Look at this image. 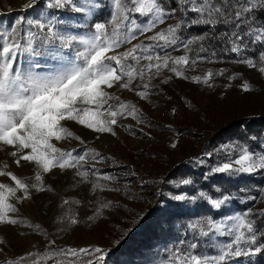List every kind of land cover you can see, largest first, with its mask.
I'll return each mask as SVG.
<instances>
[{
  "label": "snow or ice",
  "instance_id": "snow-or-ice-1",
  "mask_svg": "<svg viewBox=\"0 0 264 264\" xmlns=\"http://www.w3.org/2000/svg\"><path fill=\"white\" fill-rule=\"evenodd\" d=\"M36 2L30 0L27 7H34ZM111 5L107 21L93 23L90 32L83 36L61 32L55 17L44 18L43 21L20 17L17 24L26 20L29 26L26 32L13 26L10 31L0 34V150L12 148L9 155L14 158L13 163L17 167L30 164L37 169L36 182L32 184L0 169V177L7 176L15 184V187H9L0 183V225L22 223L9 216L10 212H18L15 205L8 203L9 195L17 203H23L32 198V190L51 191L45 188L42 174L55 168L62 171L74 169L80 182L93 183L94 193L97 189L119 191L99 183L100 180L111 181L114 177L101 175L94 163L92 168L86 167L89 162L105 158L95 148H86L82 154L77 152L74 155V149L65 150L53 143L71 140L85 143L64 124L65 121L75 122L95 132L97 139L102 134L117 137L116 128L122 119L131 118L138 124L146 123L143 112L136 104L122 101L110 89L127 90L140 100L152 103L153 94L160 95L162 92L154 81L167 85L179 79L212 86L209 82L214 75L223 76L224 69L217 73L209 69L202 76L185 74L186 70L195 71L198 64L218 62L216 50L206 44L211 40L222 41L226 52L236 54L237 59L232 63L243 64L250 69L258 68L264 73V16L257 15L264 13V0H111ZM47 7L91 16L92 10L99 9L101 4L94 0H49ZM169 19H176L177 22L156 31ZM221 25L225 30L218 31ZM193 26L206 30L201 35L182 38V32ZM149 32L153 34L147 36ZM141 36L151 43L144 40L132 43ZM253 45L259 48L258 59L242 55ZM177 51L184 54L174 56L172 53ZM21 57H26V66L20 64ZM236 78L233 75L229 80ZM242 90H252L247 81L243 83ZM168 99L171 100V97ZM191 106L189 102L188 107ZM176 114L177 110L173 108L172 115ZM170 146L175 149L177 143L173 142ZM226 150V161L213 168L212 173L230 177L257 172L264 174V153H254L243 145L239 148L228 145ZM233 151L237 153L236 158L232 157ZM204 155L210 157L212 154ZM196 162L203 164L205 161L196 158ZM7 167L5 164L4 168ZM90 176L95 177V181H90ZM183 183L190 184L191 181ZM18 191L22 195L17 196ZM200 196L214 209H220L230 199L228 195L212 199L203 192ZM173 199L183 201L186 197L178 195ZM68 203L64 201V204ZM109 207L108 203L100 204L89 220L102 216V209ZM252 215L248 212L228 216L222 223L207 219L202 226L192 225L191 231L198 232L201 237L228 236L230 242L216 245L218 254L212 256L194 254L192 250L197 244L191 243L188 249L171 251L165 264H230L235 258L261 254L264 252V241L260 237H264V231L255 227ZM260 215H264V210ZM68 221L73 226L80 222L75 216L69 217ZM28 227L40 228L32 224ZM44 235L47 238V234ZM0 243L4 241L0 240ZM55 243V240H49L51 250L43 255L28 253L18 260H9L7 264H21L32 256L38 258L31 264H40L41 260H52L53 264H78L77 260L66 261L63 258L82 256L90 257L84 264H105L108 255V251L101 247L56 249L52 247ZM0 251L3 249L0 248Z\"/></svg>",
  "mask_w": 264,
  "mask_h": 264
},
{
  "label": "rangeland",
  "instance_id": "rangeland-1",
  "mask_svg": "<svg viewBox=\"0 0 264 264\" xmlns=\"http://www.w3.org/2000/svg\"><path fill=\"white\" fill-rule=\"evenodd\" d=\"M29 2L30 0H0V34L10 31L13 26L24 29L26 32L29 27L26 20L23 24H17L20 17L41 21L44 18L55 17L58 21L57 27L61 32L83 36L90 32L93 23L107 21L108 14L112 11L111 0H94L100 3L101 7L93 9L91 16L67 9H50L47 7L49 0H37L34 7H27ZM176 22V19H169L156 31ZM152 34L149 32L146 35L151 36ZM182 38L190 37L182 36ZM142 40L151 43V41H146L145 36H141L132 43L138 44ZM172 54L180 56L184 52L177 51ZM20 64L26 66V57L20 58ZM209 69L213 73L221 69L225 70L223 76L214 75L209 82L212 86L197 85L179 79H174L167 85L154 81L153 83L157 84L162 92L160 95L153 94L152 103L140 100L134 93L127 90L110 89L109 91L119 95L122 101L136 104L143 112V119L146 122L138 124L131 118L122 119L116 128L117 137L102 134L97 139L95 132L75 122L65 121L64 124L79 135L85 143L81 144L76 140L53 141V143L65 150L74 149V155L77 152L82 154L86 148H95L105 158H98L99 162H89L86 167L92 168L94 163L95 169L99 170L101 175L114 177L111 181L100 180L99 183L107 185L108 188L119 189V191L97 189L94 193L93 183L80 182V177L74 174V169L62 171L55 168L50 173L42 174L45 188L51 191L32 190V198L23 203H17L11 195L8 197V203L15 205L18 209L16 213L10 212L9 216L22 223L16 226L0 225V240L4 241L0 243V248L3 249L0 251V264H7L9 260H18L28 253L43 255L51 250L48 247L49 240H55L56 243L52 247L56 249L101 247L108 251L105 264H165L171 251L177 248L183 251L188 249L191 243L197 244L196 249L192 250L194 254L212 256L218 254L216 245L230 242L231 238L228 236L201 237L198 232L191 231L192 225L202 226L207 219L222 223L228 216L248 212L253 214L252 219L258 218L264 223V215H260L261 210H264V184L242 187L238 190L218 187L215 192L202 188L189 178L165 181L169 187L166 190H160L159 187L150 188L148 184L150 180H159L158 176L168 177V174L175 168L186 164L201 171L206 170L211 175L222 176L233 181L264 180V174L260 172L230 177L211 171L226 161L228 157L226 146L228 145H234L236 148L243 145L254 153H264V145L259 149L252 148L240 139L233 138L210 152L212 155L209 157L204 155L207 138L198 134L195 137L187 136L174 130L182 118L201 128L207 124L208 118L217 119L223 113H227L228 109L223 104L224 102L220 104L219 101H226L227 105L233 106L246 101L255 104L261 100L264 106V73H261L258 68L250 69L246 65L232 63V61H218L198 64L195 71L186 70L185 74L202 76ZM166 74L170 75V73ZM233 75L237 78L229 80V77ZM245 81L251 86L252 90L249 92L242 90ZM168 97H171V100ZM189 102L192 104L191 107H188ZM173 108L177 110L176 115H172ZM173 142L177 143L175 149L170 146ZM11 151L13 149L10 147L0 150V169L16 174L26 183H35L37 169L30 164L17 167L13 163L14 158L9 155ZM236 156L237 153L233 151L232 157L236 158ZM196 158H202L205 162L198 164ZM5 164L8 165L7 168H4ZM89 179L95 181L93 176ZM185 180H190L191 183L184 184ZM0 183L15 187L14 182L7 176L0 177ZM201 192L212 199H219L224 195L230 196V199L220 209H214L206 199L200 196ZM16 195L19 196L22 193L18 191ZM178 195H183L186 199L183 201L173 199ZM251 197H256V199L252 200ZM164 199L178 205L183 212H200L187 219L184 226L180 222L174 223L170 236L154 241L151 248L135 250L136 246H134L130 254L126 253L117 259V253L121 252L117 247V242L125 241L122 250H126L133 241L139 239L143 230L140 221L150 209L157 211L166 207ZM65 200L69 203L64 204ZM102 203H108L110 207L102 209L103 215L90 221L89 217L94 215ZM201 209H211L218 212V215H207L202 213ZM71 216H75L80 221L78 225L73 226L69 223L68 218ZM29 224L39 225L40 228L28 227ZM255 227L257 228L256 224ZM260 240L263 241L262 237ZM179 241H184V243L180 244ZM261 257L262 253L251 258H235L230 264H261ZM37 258V256L29 257L21 264H31V261ZM89 258L82 256L79 258L64 257L63 259L66 261L73 259L77 260L78 264H84V261ZM40 264H53V261L41 260Z\"/></svg>",
  "mask_w": 264,
  "mask_h": 264
},
{
  "label": "trees",
  "instance_id": "trees-1",
  "mask_svg": "<svg viewBox=\"0 0 264 264\" xmlns=\"http://www.w3.org/2000/svg\"><path fill=\"white\" fill-rule=\"evenodd\" d=\"M179 15L180 14L177 13L178 17ZM189 15L194 14L189 13ZM257 15L264 16V13H257ZM205 30L206 29L203 27L193 26L184 30L181 35L183 37H192L203 34ZM219 30H225L224 26H219L218 31ZM206 44L216 50L217 59L220 62L237 59L236 54L224 50L225 45L220 40L207 41ZM258 51L259 48L253 45L250 50L245 51L242 55L258 59ZM222 102H224L223 104H225L228 110L227 113H223L217 119L208 118L207 124L199 128L198 125H194L195 123L192 124L187 119L182 118L174 127V130L180 134H186L187 136L195 137L198 134L207 138L204 148L206 153L214 151L219 145L233 138L240 139L252 148H262L264 145V106L262 101L258 100L255 104L246 101L233 106L227 105L226 101H219L220 104ZM158 178L159 180H150V183H148L149 186H151L150 188L159 187L160 190H166L169 187L166 185L165 181L179 178L192 179L196 184L210 192H215L218 187L238 190L242 187L264 184V180H229L222 176L211 175L206 170L201 171L188 164L175 168L168 174V177L158 176ZM164 201L166 207L158 209L157 211L150 209L147 215L140 221L143 228L142 233L139 239L133 241L128 249L122 250L125 241L122 240L117 243V247L121 250V252L117 253V259L126 253L130 254L134 246H136L135 250L140 248H151L154 241L170 236L173 231L174 223L180 222L184 226L187 219L198 215V212H200H183L178 205L172 203L170 200L164 199ZM201 212L211 216L218 215V212L211 209H201ZM255 221L257 229L264 231V223L258 218H256ZM262 240L264 241V237H262ZM260 263L264 264V252H262Z\"/></svg>",
  "mask_w": 264,
  "mask_h": 264
}]
</instances>
